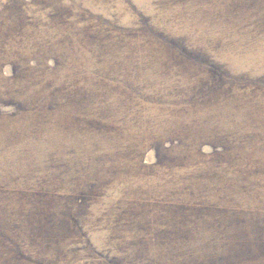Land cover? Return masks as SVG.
<instances>
[{
    "label": "rangeland",
    "instance_id": "rangeland-1",
    "mask_svg": "<svg viewBox=\"0 0 264 264\" xmlns=\"http://www.w3.org/2000/svg\"><path fill=\"white\" fill-rule=\"evenodd\" d=\"M0 264H264V0H0Z\"/></svg>",
    "mask_w": 264,
    "mask_h": 264
}]
</instances>
